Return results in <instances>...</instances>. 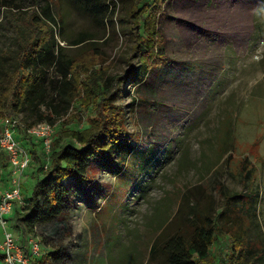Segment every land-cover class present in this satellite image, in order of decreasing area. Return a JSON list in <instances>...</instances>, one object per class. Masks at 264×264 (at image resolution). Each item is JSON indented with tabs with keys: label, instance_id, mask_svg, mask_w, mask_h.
Wrapping results in <instances>:
<instances>
[{
	"label": "rangeland",
	"instance_id": "374dc122",
	"mask_svg": "<svg viewBox=\"0 0 264 264\" xmlns=\"http://www.w3.org/2000/svg\"><path fill=\"white\" fill-rule=\"evenodd\" d=\"M2 1L21 7L22 13L33 2L40 9L48 6L69 59L93 51L101 56L106 75L125 78L112 103L134 148L127 155L122 145L104 159L89 161L83 180L66 178L67 209L59 220L22 237L9 218L4 228L13 235L17 254L31 264H57L49 255L56 251L58 264H157L160 257L151 261L150 248L184 228L187 209L177 211L185 192L205 211L210 206L206 196L211 197L213 214L226 205L225 195L240 194L246 203L236 210L244 230L251 225L247 209L253 202L258 233L246 230L245 235L262 248L264 0H168L156 17L158 53L165 63L157 69L152 61L142 83L126 77L139 63L129 17L136 0H109L104 22L88 16L77 0ZM143 5L147 14L152 0H143L139 8ZM1 6L0 0V54L11 56L16 33L23 32L14 31ZM93 119L90 110L74 104L53 121L48 152L42 140L17 129L15 137L30 163L21 180L22 200L14 209L28 204L34 183L44 177L54 140L70 128H90ZM70 142L63 137L62 145ZM33 156L44 163L42 171ZM13 177L7 158L0 159V197ZM232 234L218 235L206 264H226ZM31 239L40 244L39 256L30 252Z\"/></svg>",
	"mask_w": 264,
	"mask_h": 264
},
{
	"label": "trees",
	"instance_id": "16d2710c",
	"mask_svg": "<svg viewBox=\"0 0 264 264\" xmlns=\"http://www.w3.org/2000/svg\"><path fill=\"white\" fill-rule=\"evenodd\" d=\"M142 1L136 0L129 12L133 20L130 30L135 38L134 53L138 54L139 63L126 77L137 83L144 81L153 62L157 69L165 63L162 53H158L156 17L168 0H152L147 14L146 5L139 8ZM108 3L109 0H77L78 6L88 16L100 22L106 21L110 15ZM1 4L9 25L14 31L23 33H16L17 49L13 55L0 54V129L3 119L19 121L20 115L23 119L19 121V129L24 132L41 123L52 125L77 102L94 115L90 128H70L54 140L49 166L44 177L38 179L29 192L28 204L20 210L13 208L9 214L17 232L25 237L31 235L37 226L51 224L63 216L67 209L68 191L63 186L66 178L73 176L83 180L89 161L104 159L107 152L122 145L127 155L134 148L123 134L120 109L112 103L115 89L120 90L125 78L106 75L107 68L102 65L101 56L93 51L69 59L64 53L65 48L59 45L62 39L59 40L55 33L56 19L48 6L40 9L33 2L28 5L32 8L22 13L19 6L7 5L2 0ZM21 14L25 16L20 17ZM88 39L78 40L74 45ZM63 137L78 146L71 142L62 145ZM125 139L128 142L123 144ZM4 158L6 156L1 154L0 159ZM33 163L39 166L38 171L43 170L44 163L38 156H33ZM39 197L43 200L40 201ZM206 198L210 202L207 211L201 208L199 200L191 202L190 192L183 194V205L177 214L187 209L184 212L185 226L179 232L156 240L149 251L150 260L156 261L160 257L157 264H206L218 235L232 230L226 264H264V240L261 248L250 243L255 240H248L245 235L246 230L258 233L253 202H248L247 209L251 225L244 230L239 224L242 218L236 210L240 203L242 206L246 203L240 194L225 195L226 205L217 214L212 213L211 197L207 195ZM49 255L55 263L61 261L59 251Z\"/></svg>",
	"mask_w": 264,
	"mask_h": 264
},
{
	"label": "built area",
	"instance_id": "2783aa9c",
	"mask_svg": "<svg viewBox=\"0 0 264 264\" xmlns=\"http://www.w3.org/2000/svg\"><path fill=\"white\" fill-rule=\"evenodd\" d=\"M0 132V155L4 154L12 170V186L6 189L0 197V227L3 229V240L0 244L2 259L0 264H31L28 259L17 254L13 235L4 227L6 226L9 214L13 210L15 202L22 200L21 180L23 174L30 163V158L24 147L17 141L15 135L21 125L17 120L4 119ZM25 132L35 138L42 140L44 148L49 151L52 126L41 123L33 128H28ZM29 249L32 255L39 256L40 244L36 240H30Z\"/></svg>",
	"mask_w": 264,
	"mask_h": 264
}]
</instances>
